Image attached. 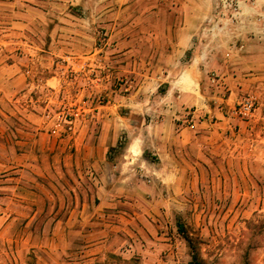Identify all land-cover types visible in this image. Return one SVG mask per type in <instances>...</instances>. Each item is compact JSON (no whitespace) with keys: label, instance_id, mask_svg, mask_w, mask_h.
I'll return each mask as SVG.
<instances>
[{"label":"rangeland","instance_id":"1","mask_svg":"<svg viewBox=\"0 0 264 264\" xmlns=\"http://www.w3.org/2000/svg\"><path fill=\"white\" fill-rule=\"evenodd\" d=\"M75 1L66 10L72 17H66L86 25L92 22L90 35L95 41L90 50H73L72 43L58 40L52 43V35L68 34L69 30L56 27L63 23L49 21L46 30L37 26L30 32L36 37L47 34L42 50L32 43L36 55L25 57L17 48L12 51L16 58L1 63L21 62L20 66L33 71L26 75L29 84L15 97L0 90V264H74L71 253L80 236H57L52 228L58 223L67 222L70 228L79 224L67 219L76 200L80 208L85 204L86 211L99 206L101 200L88 188L91 182H103L99 179L103 172L94 170L88 161L96 145L93 131L100 125L95 113L108 101L109 88L121 89L124 95L136 82L135 73L120 74L123 63H117L112 53L105 54L114 43L108 42L109 30L95 10L98 0ZM211 1L214 11L208 21L213 20V25L204 33L213 32L216 18H230L225 10L232 7L225 1L234 5L242 0ZM222 9L224 13L219 12ZM64 46L67 49L61 53H51ZM189 59L187 52L179 63ZM150 86L148 95L167 93L166 82ZM194 86L198 91L196 83ZM208 104L212 107L213 100L208 99ZM194 115L192 128L184 123L193 133L192 145L173 170L164 169L157 175L140 161L135 170L113 171L123 176L124 181L117 182L127 191L135 186L147 190L145 199L152 202L156 216L152 222L155 237L149 235L146 242L150 253L137 249L130 259H120V264H264V134L231 113L223 124L205 111L195 110ZM125 142L121 139V146ZM117 148L107 151L109 164H114ZM104 170V177H109L107 166ZM47 182L60 183L55 184L57 195ZM47 190L54 193V200L41 211L40 195ZM29 191L36 196L31 197ZM130 198L128 194L121 197L125 202ZM47 209L53 212L49 214ZM123 210L122 226L135 234L131 237L123 231V248L129 249L134 239L141 241L138 246L143 249L145 242L138 233L142 220L137 215L131 219L129 211ZM90 216L80 220L82 226L97 221L96 214ZM56 243L63 252H54Z\"/></svg>","mask_w":264,"mask_h":264},{"label":"crops","instance_id":"2","mask_svg":"<svg viewBox=\"0 0 264 264\" xmlns=\"http://www.w3.org/2000/svg\"><path fill=\"white\" fill-rule=\"evenodd\" d=\"M76 2L0 0V90L12 92L15 97L29 84L26 75L33 68H23L19 65L21 62L1 63L9 57L16 58L12 51L17 48L23 50L25 57L36 55L38 52L32 50V43L42 50L47 34L33 36L32 28L38 26L46 30L49 21L63 23L56 27L67 29L69 33L52 35V43L56 40L62 44L72 43L71 49L82 52L92 48L95 41L90 35L92 22L86 25L81 20L66 17L70 16L66 13L68 6ZM95 10L109 30L108 42L114 43L113 49L107 48L105 54L112 53L117 63H123L119 65L120 74L135 73L136 82L127 87L129 92L124 95L121 89L109 88L108 101L95 113L100 125L93 131L97 133L96 145L88 161L92 162L94 170L103 174L107 166L110 174L107 178L101 174L99 179L103 182L88 185L101 200L99 206L92 212L86 211L85 204L80 208L76 200L67 219L78 220L79 224L70 228L67 222L62 226L58 223L52 233L80 236V242L71 253L75 255L74 264H120V259H130L137 249L143 254L150 253L146 242L149 235L155 237L156 226L152 222L156 216L152 213V202L145 199L147 190L135 186L131 192L127 191L117 182L124 181L123 176H116L113 171L135 170L140 161L146 168L156 170L157 175L164 169L173 170L192 145L193 133L184 127L183 121L190 109L205 111L223 124L230 120L231 109L249 96L254 99L256 108L248 123L264 134V0H242L235 9L225 10L230 18H216L212 33H204V29L213 25V20L208 21L214 11L211 0H98ZM223 10L219 12L224 13ZM64 48L67 49L66 46L55 48L51 53H61ZM187 52H190L189 61L180 64L179 60ZM212 75L217 79L213 80ZM163 82L168 83L166 94L148 95L151 84ZM208 99L213 100L212 107ZM121 139L126 140L123 146ZM116 146L115 162L109 164L107 151ZM148 156L155 157L156 161ZM47 184L57 195L55 184L60 183ZM79 186L77 182L75 187ZM41 193L43 211L44 205L54 200V193L50 190ZM126 193L131 196L127 202L121 199ZM29 194L36 196L33 191ZM108 207L114 210L105 209ZM52 209L46 212L51 214ZM123 209L129 211L131 219L137 215L142 220L138 233L145 242L143 249L138 246L142 245L141 241L136 243L134 239L129 249L123 248V231L135 236L122 226V214L126 213ZM91 213L96 214L97 221L82 226L80 220L90 218ZM110 217L112 223L108 222ZM60 245H54L55 253L64 251Z\"/></svg>","mask_w":264,"mask_h":264},{"label":"built area","instance_id":"3","mask_svg":"<svg viewBox=\"0 0 264 264\" xmlns=\"http://www.w3.org/2000/svg\"><path fill=\"white\" fill-rule=\"evenodd\" d=\"M228 6H231L232 9H235L237 7V4H232V2L225 1ZM211 78L213 80H216L217 77L215 75H212ZM256 108V103L253 98L249 96L243 97L230 111L232 117L237 118L243 122H248L250 118L252 117V114ZM195 111L188 110L186 112V116L184 117V123L189 128H192L194 126L195 121Z\"/></svg>","mask_w":264,"mask_h":264}]
</instances>
